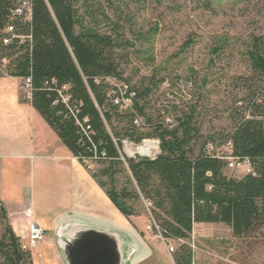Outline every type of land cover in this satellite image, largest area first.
Returning <instances> with one entry per match:
<instances>
[{
	"label": "trees",
	"instance_id": "16d2710c",
	"mask_svg": "<svg viewBox=\"0 0 264 264\" xmlns=\"http://www.w3.org/2000/svg\"><path fill=\"white\" fill-rule=\"evenodd\" d=\"M14 2L0 0V63H5L0 77L30 78L33 109L69 153L85 168V161L107 165L99 174L109 185L100 182L98 175L91 176L125 219L137 216L135 203L145 202L162 237L183 242L190 239L196 224L226 225L238 239L264 229V35L252 37L245 51L250 76L239 82L253 92L247 114L235 116L232 130L220 136L231 157L248 159L252 167L251 173L233 178L225 175L228 162L217 155L215 142L201 135L195 108L178 110L168 105L163 107V117L152 120L146 115L149 98L163 79L156 81L152 76L133 87L123 79L117 32L102 33L93 14H88L92 22L87 23L79 15L78 0H32L31 21L14 24L30 40L4 46L2 31ZM213 53L220 57L219 48ZM108 79L116 80L118 87ZM64 86L72 106L78 107L76 118L86 133L56 92ZM119 90L130 97V108L123 111L108 97L110 91L119 95ZM259 90L263 93L256 98ZM171 111L178 113L174 120H170ZM136 117L142 119L140 126L134 124ZM145 139L159 141L154 158L120 159L123 140L139 145ZM102 152L104 159H94ZM118 167L127 171L119 189ZM0 219L5 222L0 264H32L30 251L22 248L1 203ZM173 261L193 264L190 245L183 243Z\"/></svg>",
	"mask_w": 264,
	"mask_h": 264
},
{
	"label": "rangeland",
	"instance_id": "374dc122",
	"mask_svg": "<svg viewBox=\"0 0 264 264\" xmlns=\"http://www.w3.org/2000/svg\"><path fill=\"white\" fill-rule=\"evenodd\" d=\"M76 7L87 23L92 22L88 14H93L102 33L117 32L120 47L116 53L123 79L132 87L152 76L167 82L168 86L162 83L150 96L145 111L148 117H163V107L168 105L178 110L193 107L201 135L207 142H215L219 156L231 158V150L220 144V136L232 130L235 116L247 114V103L253 97L251 89L239 81L250 76L245 57L250 39L264 35V0H78ZM216 48L219 58L213 53ZM4 65L0 63V71ZM260 91L256 98L263 93ZM21 92L25 101L22 85ZM169 116L174 120L178 113L171 111ZM43 125L49 129L39 123L40 135L49 141ZM141 131L145 133L146 129ZM134 149L127 147L125 154L122 146L120 151L129 158ZM106 166L90 163L86 170L109 185L108 179L99 174ZM115 170L119 189L127 171L119 167ZM224 173L233 178L244 175L240 168L227 167ZM134 206L137 216L126 221L136 231L135 241L140 238L136 247H144L146 254L140 252L133 264H174V253L183 243L193 251V264H264V229L238 239L226 225L196 224L188 241L164 243L156 231H147L151 220L147 204L137 202ZM4 225L0 219V237ZM53 254L45 244L40 260L53 264Z\"/></svg>",
	"mask_w": 264,
	"mask_h": 264
},
{
	"label": "crops",
	"instance_id": "0c3cea01",
	"mask_svg": "<svg viewBox=\"0 0 264 264\" xmlns=\"http://www.w3.org/2000/svg\"><path fill=\"white\" fill-rule=\"evenodd\" d=\"M21 85L19 78L0 77V203L23 245L31 223L45 230V239L30 249L32 264H47L40 260L45 244L54 251L53 264H68L65 245L87 232L114 237L124 264L135 263L140 252L146 254L136 247V231L31 103L23 101ZM39 123L49 127H42L49 141L40 135Z\"/></svg>",
	"mask_w": 264,
	"mask_h": 264
},
{
	"label": "built area",
	"instance_id": "2783aa9c",
	"mask_svg": "<svg viewBox=\"0 0 264 264\" xmlns=\"http://www.w3.org/2000/svg\"><path fill=\"white\" fill-rule=\"evenodd\" d=\"M31 15H32V0H15L13 7L10 11V15H9V20L8 23L6 25V27L3 29L2 31V44L4 46H8L10 44H12V42L14 41H18L19 44H23L26 40H30L29 36H24V35H20L17 32V29L15 27V23L19 22V23H29L31 21ZM108 81L113 85V86H117V81L114 79H108ZM52 84L54 85V81H52ZM163 85L168 86L167 82H164ZM22 86L25 92L24 95V100L25 101H31V95H32V83H31V79L30 78H25L24 80H22ZM68 91V87L64 86L62 88H57L56 92L58 93V96L61 100V102L69 109L70 114L74 117V119L76 120V122L80 125L82 131L84 133L85 130L83 129V126L79 123V121L76 118V114L78 113V107L76 104H74L72 106L73 103H71L70 100V96L67 94ZM119 95L114 92V91H110L108 94V97L111 99L112 103L114 105H117L119 107L120 110H126L128 108H130V97L129 98H125L124 94L125 92L120 91L119 90ZM133 96V94H131V97ZM84 122H86V120H84ZM134 124L137 126H140L142 124V119L139 117H136L134 119ZM115 144L116 141L114 140ZM152 143L153 147L150 149V156H143V155H139L136 152L137 147L139 146H145L146 144ZM141 145H135L132 142H129L128 140H123L121 142V148H119V154H120V159L122 161H125V158L123 157L120 149H122L123 146V151L125 154L126 153V148L130 147L132 149L135 148V152L133 153L132 156H130L129 158H136L134 157V155H137V157L140 158H153L158 154V149H159V141L156 139H145L143 140L141 143ZM209 150H212V148H210ZM218 155V154H217ZM219 156V155H218ZM105 158V153L102 152L100 156L96 157L94 156V159H104ZM228 164L227 167L230 169H234V168H240L244 174H249L252 172V167L250 164V161L248 159H238V158H224ZM87 167L90 164V161H85ZM147 231L148 232H153L156 231L158 234V237L161 239L162 242H166L168 240L164 239L162 237V235L160 234L159 228L156 225L155 221L153 220V218L151 217V220L149 222V225L147 226ZM45 230L38 224L36 223H31L29 230H28V237H27V243L26 244H22V248L24 250L27 249H33L35 248L39 243H41L44 239H45ZM170 252H173V248L170 247L169 249Z\"/></svg>",
	"mask_w": 264,
	"mask_h": 264
},
{
	"label": "water",
	"instance_id": "95a60500",
	"mask_svg": "<svg viewBox=\"0 0 264 264\" xmlns=\"http://www.w3.org/2000/svg\"><path fill=\"white\" fill-rule=\"evenodd\" d=\"M64 251L68 264H124L116 239L104 233L87 232Z\"/></svg>",
	"mask_w": 264,
	"mask_h": 264
},
{
	"label": "bare ground",
	"instance_id": "6f19581e",
	"mask_svg": "<svg viewBox=\"0 0 264 264\" xmlns=\"http://www.w3.org/2000/svg\"><path fill=\"white\" fill-rule=\"evenodd\" d=\"M153 147L152 143L146 144L145 146H139L136 152L139 155L150 156V149Z\"/></svg>",
	"mask_w": 264,
	"mask_h": 264
}]
</instances>
